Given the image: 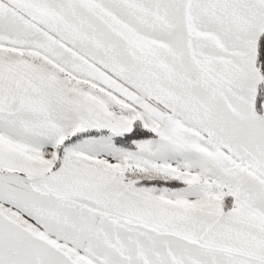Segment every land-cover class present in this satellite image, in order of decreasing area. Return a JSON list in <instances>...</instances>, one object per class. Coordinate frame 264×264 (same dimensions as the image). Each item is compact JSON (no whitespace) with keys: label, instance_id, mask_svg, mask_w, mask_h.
Returning <instances> with one entry per match:
<instances>
[{"label":"snow or ice","instance_id":"snow-or-ice-1","mask_svg":"<svg viewBox=\"0 0 264 264\" xmlns=\"http://www.w3.org/2000/svg\"><path fill=\"white\" fill-rule=\"evenodd\" d=\"M0 264H264V0H0Z\"/></svg>","mask_w":264,"mask_h":264}]
</instances>
